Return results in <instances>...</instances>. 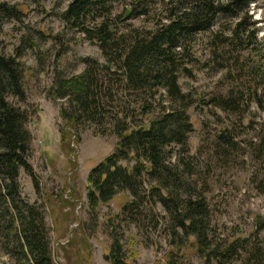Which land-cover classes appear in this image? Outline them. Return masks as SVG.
Returning <instances> with one entry per match:
<instances>
[{
	"label": "trees",
	"instance_id": "1",
	"mask_svg": "<svg viewBox=\"0 0 264 264\" xmlns=\"http://www.w3.org/2000/svg\"><path fill=\"white\" fill-rule=\"evenodd\" d=\"M249 1L71 0L62 14L66 29L97 46L104 62L82 59V72L56 76L50 95L64 103L60 117L67 127H93L117 137L112 153L88 174V215L96 221L101 206L125 194L116 218L141 231L164 227L170 246L165 264H176L173 258L189 239L205 264H264L259 216L250 235L213 237L209 186L188 148L193 126L187 112L194 99L179 84L209 62L218 61L220 69L232 62L238 74L225 75L230 85L202 104L237 117L239 128L230 121L216 131L209 150L220 167L240 160L251 166L249 181L264 195V64H243V54L260 57L263 50ZM122 4L128 9L117 12ZM158 5L164 14L156 13ZM0 14L20 17L1 1ZM147 18L150 29L133 27L132 21ZM199 35L207 37L210 52L203 63L194 54ZM25 72L19 54L6 55L0 43V255L12 264H54L43 209L23 196L20 185L24 173L38 190L29 161V115L18 105L26 101ZM247 113L253 117L244 119ZM240 128L256 134L243 135ZM110 238L106 260L128 264L122 235L111 231Z\"/></svg>",
	"mask_w": 264,
	"mask_h": 264
},
{
	"label": "rangeland",
	"instance_id": "2",
	"mask_svg": "<svg viewBox=\"0 0 264 264\" xmlns=\"http://www.w3.org/2000/svg\"><path fill=\"white\" fill-rule=\"evenodd\" d=\"M0 1L20 13L19 19L0 14V43L6 55L19 54V60L26 69V101L18 105L29 115L28 130L32 136L29 161L36 175L38 190H34L30 178L24 173L20 175V185L23 196L43 209L54 264H110L106 256L110 251L111 231L122 235L128 264H165L170 246L164 227L141 231L116 218L127 202L125 194L101 206L97 210L96 221L88 215V174L112 153L117 137L99 135L93 127L80 126L76 130L67 127L60 117L64 103L50 95L56 76L69 77L82 72V59L104 62L97 46L66 29L62 14L71 0ZM121 9L126 10L128 6H118L117 12ZM157 9L156 13L164 14L159 5ZM248 11L256 24L257 37L263 49L260 57L250 53L244 59L247 54H243V64L250 68L257 66L258 61L264 64V0H250ZM132 25L138 29H150L152 22L147 18L132 21ZM209 53L207 37L199 35L195 40L194 54L203 63ZM224 66L228 68L220 69L218 61L209 62L207 67L194 69L192 78L184 77L179 81L182 92L194 99L187 112L193 126L188 148L209 186L207 197L213 213L215 240L250 235L254 218L264 219V195L259 194L249 181L253 168L241 164V160L235 165L220 167L209 150L216 131L230 121L237 123L239 128L237 117L229 115L228 118L219 110L202 104V99L206 101L230 85L225 75L238 74L235 67L230 68L232 62ZM252 115L247 113L244 119L252 118ZM246 121L241 123L242 126ZM241 133L248 136L256 134L250 129ZM209 167H212L210 172ZM261 237L264 238V233ZM187 243L179 257L173 258L177 259L175 263L205 264L197 255L193 240L189 239ZM0 264L12 263L0 255ZM231 264L240 263L235 261Z\"/></svg>",
	"mask_w": 264,
	"mask_h": 264
}]
</instances>
